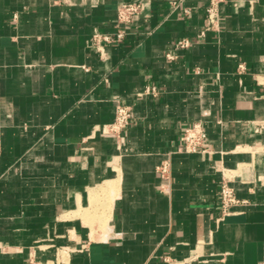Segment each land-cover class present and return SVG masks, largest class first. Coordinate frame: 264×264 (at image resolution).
I'll return each mask as SVG.
<instances>
[{
  "label": "crops",
  "instance_id": "1",
  "mask_svg": "<svg viewBox=\"0 0 264 264\" xmlns=\"http://www.w3.org/2000/svg\"><path fill=\"white\" fill-rule=\"evenodd\" d=\"M208 2L0 0V264H264V0H222L205 29Z\"/></svg>",
  "mask_w": 264,
  "mask_h": 264
},
{
  "label": "built area",
  "instance_id": "2",
  "mask_svg": "<svg viewBox=\"0 0 264 264\" xmlns=\"http://www.w3.org/2000/svg\"><path fill=\"white\" fill-rule=\"evenodd\" d=\"M222 0H209L208 5L205 8L206 25L205 29L213 27L218 22L219 17V4ZM184 0H171L173 9L181 7L184 13L189 12V8L183 6ZM145 2L142 1H128L121 2L116 8V30L112 34H94L92 36L91 44L96 48H100L102 43H109L115 40L123 39L127 32L125 26L133 21L134 16L139 14L143 9ZM180 47H187L190 44L189 39L182 38L176 42ZM143 93L156 95L158 89L155 85H147ZM131 106L120 101L115 104V116L113 122L109 125V130L115 134H120L122 129L126 127L131 118ZM207 140V132L201 122H195L194 124L184 128L181 135L182 144L180 149L185 152H201L205 150V142ZM157 172L161 178L168 175L169 162L168 160L162 161L157 166ZM220 202L219 207L221 214L225 215L230 212V207L241 202L235 193L232 186L223 178L220 184ZM243 201V200H242ZM32 261V260H31Z\"/></svg>",
  "mask_w": 264,
  "mask_h": 264
},
{
  "label": "rangeland",
  "instance_id": "3",
  "mask_svg": "<svg viewBox=\"0 0 264 264\" xmlns=\"http://www.w3.org/2000/svg\"><path fill=\"white\" fill-rule=\"evenodd\" d=\"M29 264H38V262L32 259V261H29Z\"/></svg>",
  "mask_w": 264,
  "mask_h": 264
}]
</instances>
